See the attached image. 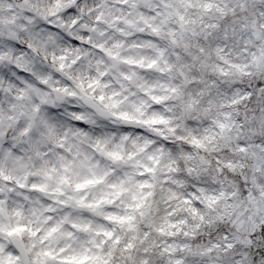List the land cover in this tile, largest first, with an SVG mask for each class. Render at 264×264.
<instances>
[{"label":"clouds","instance_id":"9594fccd","mask_svg":"<svg viewBox=\"0 0 264 264\" xmlns=\"http://www.w3.org/2000/svg\"><path fill=\"white\" fill-rule=\"evenodd\" d=\"M0 264H264V0H0Z\"/></svg>","mask_w":264,"mask_h":264}]
</instances>
